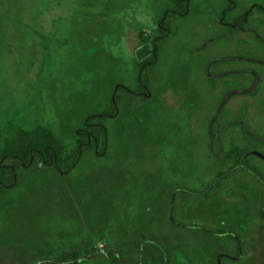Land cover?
Instances as JSON below:
<instances>
[{"label":"rangeland","instance_id":"1","mask_svg":"<svg viewBox=\"0 0 264 264\" xmlns=\"http://www.w3.org/2000/svg\"><path fill=\"white\" fill-rule=\"evenodd\" d=\"M234 1L232 16L252 3L264 7ZM224 3L189 0L187 12L171 18L145 95L135 93L140 34L155 35L172 1L0 0V150L20 128L37 125L71 144L85 115L122 93L117 86L126 90L106 121L103 155L86 153L68 174L38 161L17 168V184L0 192V264L91 251L88 264H123L110 249L134 263L147 241L165 249L169 264H264L263 187L235 165L264 178V63L256 62L264 43L247 30L229 32L220 22ZM242 26L264 39V13ZM226 55L242 61L209 67ZM237 68L243 73H223ZM253 72L260 78L244 89ZM215 125L226 134L222 156L208 142ZM214 181L212 193L173 197ZM142 256L139 264H154L161 251L146 244Z\"/></svg>","mask_w":264,"mask_h":264},{"label":"trees","instance_id":"2","mask_svg":"<svg viewBox=\"0 0 264 264\" xmlns=\"http://www.w3.org/2000/svg\"><path fill=\"white\" fill-rule=\"evenodd\" d=\"M170 1L173 2L174 6L164 11L160 16L158 28L153 38L140 34V45L135 52L134 64L137 79L144 83L147 88H149L148 83L153 76L160 45L170 34L171 18L183 16L188 10L189 0ZM227 5L231 6L232 3L228 1ZM116 88V91L121 90L122 93L126 91L123 89L124 87L117 86ZM139 89H141L140 83L135 92L138 93ZM122 93L118 95L115 92L113 99H110L103 110L85 115L82 125L72 131L71 144L61 142L52 129L46 126L37 125L29 130L20 128L11 139L4 143L0 150V192L4 188L13 187L17 184V168L19 166L30 167L38 161L43 168L51 167L63 174H68L86 156V153L97 156L103 155L108 145L106 121L110 116L117 113V102ZM146 244L156 246V243L147 241L138 247L141 255L138 256L137 261L133 263L125 258L128 264H139L140 260H143L142 253ZM91 253L92 251L87 252L80 257L74 253L68 254L53 261H66V264H88V256ZM45 259L49 260L50 256H46ZM17 264H27V262L21 259Z\"/></svg>","mask_w":264,"mask_h":264},{"label":"flooded vegetation","instance_id":"3","mask_svg":"<svg viewBox=\"0 0 264 264\" xmlns=\"http://www.w3.org/2000/svg\"><path fill=\"white\" fill-rule=\"evenodd\" d=\"M228 1H230L231 3H232V5L231 6H228L227 4H228ZM234 5H235V1L234 0H225V3H224V5L222 6V8H221V12H220V22L221 23H223V25H225V27H226V29H228V31L229 32H231V31H235V30H247V31H250V32H253V34L261 41V42H263L264 43V39L263 38H261L260 37V35H257V32L253 29V28H251V27H247V28H245V27H243L242 26V23L251 15V14H253L254 12H261V13H264V7H262L261 5H259V4H255V3H252L251 5H249L248 7H246V9H244L240 14H238V15H235V16H232L231 15V10L234 8ZM152 38H153V36H152ZM229 55H226V56H224V59H222V60H211L210 61V65H209V67L211 66V65H213L214 63H226V62H228V63H232L233 62V60H240V59H236V57L238 56H234V57H232L233 59L231 60V59H228L227 57H228ZM240 61H242V60H240ZM256 62H258V63H264V59H262V60H258V59H256ZM238 71H240V69H229L228 71H226V72H223V73H227V74H235L234 72H238ZM245 72H247V70L245 71ZM244 72V73H245ZM250 72V71H249ZM223 73H220V74H223ZM238 73H243V71H240V72H238ZM220 74H216L215 73V75H220ZM214 75V76H215ZM248 75L249 76H251V82H249L248 83V85H246L245 87H244V89H247V88H249V87H251V84H252V82H253V80L256 78H260V74L259 73H257V72H253V73H248ZM137 82H138V84L140 83V85H141V89H139L137 92L138 93H136V94H145V95H148V88L146 87V85L144 84V83H142L139 79L137 80ZM137 87V86H136ZM136 89V88H135ZM215 120V119H214ZM213 120V121H214ZM212 121V122H213ZM224 123V122H223ZM223 125V124H222ZM239 125H241V128L243 129V132H244V134L245 135H248V136H251V137H255L256 138V140L258 139V142L260 143H262L263 141L262 140H260L259 139V137H257V136H254L253 134H251L250 133V131H248V129H247V127L242 123V122H240L239 121ZM223 129V127L222 128H219V126H217V125H215V128L214 127H211V129H209L210 130V136L208 137V142L209 143H211V146L216 142L220 147H219V152H218V155L219 156H222L223 155V152H224V147H223V140H222V137L223 136H225L226 134L225 133H223V131H221ZM228 134V133H227ZM227 138H228V136H227ZM216 139H218V141L216 140ZM238 140V139H237ZM249 140V139H248ZM227 141V140H226ZM250 142H253V140L251 141V140H249ZM211 146L209 145V150L212 152V148H211ZM247 147V146H246ZM250 147H247L246 149L248 150ZM246 149H244V151H245V154H244V156H249V154H250V151L249 152H247L246 151ZM253 149H255L254 147H253ZM254 156H255V153L253 154ZM253 156V157H254ZM248 158V157H247ZM242 163H243V161H241ZM241 162L238 164H235L236 166H239L240 168H241V170L242 171H244V176H246V175H248L249 176V173L251 174V176L252 177H254L255 179L254 180H256L257 182H259L260 184H261V186L263 187V192H264V178L263 177H261L260 178V176H258V174H256L257 172L256 171H254V167H252V166H250V167H247L246 169H244L241 165ZM235 166V167H236ZM235 167H232L231 169L233 170V169H235ZM227 171V170H226ZM226 171L225 172H223V173H225L226 175L228 174V173H226ZM228 172V171H227ZM256 172V173H255ZM224 176V179H226L230 174H228L227 176ZM232 176V175H231ZM218 178H220V176L218 177ZM217 180V178L215 179V181ZM215 181L213 182V183H211V184H208L207 186H205L203 189H199V190H197V189H186V188H177L175 191H174V198L176 197V195L177 194H181V195H185V194H192V195H198V196H202L204 193L206 194V193H212V192H214V190L213 189H216V185H218V184H215ZM246 187H248L249 189H252V191L254 192V191H256V197H257V190H253L254 189V187L252 186V187H250V186H248V185H246L245 187H244V189H246ZM222 192H225V191H222ZM219 196H220V198L221 197H223V196H221V194H218ZM254 195H255V192H254ZM263 211H261V212H259V216H260V218H261V220L264 222V212L262 213ZM171 220V219H170ZM114 227H115V224H114ZM191 229H198V230H204V231H206V232H208V233H213V231H211L210 229H208V228H206V227H202V226H198V225H191V226H189ZM218 231V230H217ZM217 231H214V233H217ZM218 232H220V231H218ZM136 235H138V234H136ZM234 241H235V238H234ZM150 242V241H149ZM152 242V241H151ZM153 243V242H152ZM143 245V242L140 244V246H142ZM236 245H237V247H236V249H237V253H236V255H235V258L237 259V258H239V254H241L240 252H241V247H240V242L238 241V240H236ZM157 249H159V251H161V256H160V258L158 257V258H155V260H156V264H169V258L170 257H168L167 256V253L165 252V249L164 248H162L161 246H159V245H157L156 244V246H155ZM109 254H110V256H111V258L113 259V260H116V261H120V262H122L123 264H128V262H127V260L125 259V257H124V255L122 254V253H120L119 251H118V249H110V251L108 252ZM220 256V258H222V257H225V258H227L228 256L226 255V254H220L219 255ZM234 258V257H233ZM141 261V260H140ZM194 262H195V259L193 260ZM139 262V261H138ZM140 263V262H139Z\"/></svg>","mask_w":264,"mask_h":264},{"label":"water","instance_id":"4","mask_svg":"<svg viewBox=\"0 0 264 264\" xmlns=\"http://www.w3.org/2000/svg\"><path fill=\"white\" fill-rule=\"evenodd\" d=\"M251 87H249L248 90H250ZM42 263H50V264H64V263H61V262H53V261H49V260H45V261H40L38 263H35V264H42Z\"/></svg>","mask_w":264,"mask_h":264}]
</instances>
